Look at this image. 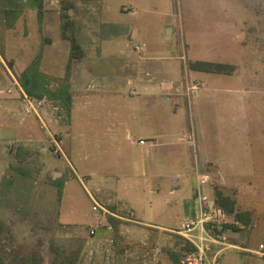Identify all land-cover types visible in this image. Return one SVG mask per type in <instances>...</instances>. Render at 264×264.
Returning <instances> with one entry per match:
<instances>
[{
  "label": "rangeland",
  "instance_id": "374dc122",
  "mask_svg": "<svg viewBox=\"0 0 264 264\" xmlns=\"http://www.w3.org/2000/svg\"><path fill=\"white\" fill-rule=\"evenodd\" d=\"M90 1L94 14L84 10L88 0H63L74 6L69 13L87 51L70 70L72 97V72L83 77L82 96L69 116L45 95L39 117L25 113L14 79L20 83L18 75L41 54V71L56 89L68 72L70 43L61 37L59 13L43 11L39 19L41 0H0V91L14 89L0 94V215L7 226L0 249L8 263L40 253L52 264L56 246L73 264H88L90 256L80 252L90 216L97 214L90 198L96 179L118 183V196L132 203L121 207L123 215L151 223L172 216L180 225V197L191 198L193 190L170 196L157 167L170 160V181L186 191L196 170L197 176L208 172L205 155L208 167L222 168L208 172L212 195L233 198L264 231V0ZM167 26L174 28L171 37ZM198 60L231 64L235 71H194L190 63ZM176 98L186 100L178 110ZM174 135L189 143L186 162L147 153ZM133 167L150 177L137 178L139 188L144 184L140 195L127 191L133 178L124 173ZM53 176L61 178L62 200ZM223 230L235 248L230 261H222L228 252L221 254V264L264 258V247L258 253L250 244L249 226L237 235Z\"/></svg>",
  "mask_w": 264,
  "mask_h": 264
},
{
  "label": "crops",
  "instance_id": "0c3cea01",
  "mask_svg": "<svg viewBox=\"0 0 264 264\" xmlns=\"http://www.w3.org/2000/svg\"><path fill=\"white\" fill-rule=\"evenodd\" d=\"M41 5L43 6V11L56 12L59 14L61 12L62 4L60 0H41ZM93 6H94L93 1L88 0V3L84 5V10L86 11V13L94 14L93 12L95 11L93 9ZM168 27L169 26H167L166 29ZM172 31L174 32L173 27H172ZM81 46L85 51V56L81 59H84L85 57H87V51L84 44L81 43ZM75 61L77 60H74V63ZM98 62L104 63L99 60ZM89 68L91 70L94 69L91 66ZM73 73L74 72H72L71 74V80H72L71 82L73 87V104H74L75 97L82 96L83 91L81 85L83 84V77L80 75L75 76L73 75ZM183 101L180 100L179 98L175 99L174 105L176 110H178V108H181L184 105ZM124 126L126 125L124 124ZM183 129L184 128H181L182 132ZM160 137L163 138L165 136L160 135L158 139H160ZM171 138L164 142L162 141L159 142L160 141L159 140L153 145H150V147L147 148V153L149 154L152 150H157V152H162L166 156L179 155V158L180 156L181 158L185 157V162H186L187 153L188 150L190 149L189 143L185 141L184 138L182 139L179 138L181 139L180 140L181 142H178V140H174L175 135L174 137ZM127 139L132 141L131 133H128ZM31 142L34 143V140H32ZM140 144L145 145L144 140L141 139ZM210 158L211 157L208 155H205L204 157V161H203L204 171L206 170L209 172L210 170L216 172V169L217 171L218 170L220 171L222 168L219 164L217 165V163L214 165H210L208 167V160ZM173 167H175V165L170 163L169 160L167 163L166 162L162 163L160 167H157L158 171L156 174L158 175L157 178L162 179L164 183L167 184L166 187L169 189L168 192L170 196H175L180 193L182 196H185V193L189 192V190L191 189L193 190L191 198L180 197L181 199H183L182 205L185 214V218L183 222H185L187 219L194 216L197 211L198 191H196L195 193V189L198 190V176H197L198 170H196V177L194 176L195 182L191 183V187H189L185 191L183 189V187L185 186H180V185L175 186L174 185L175 183L170 181L174 177L175 170L173 169ZM208 172H204L201 174H210ZM124 176L133 178L129 180V186L127 191L129 193H134L136 191L138 195H140V192L143 191L144 184L142 183L139 188L137 183V178L141 176L143 180L145 178L150 179L149 176H145V172H140L139 169H135L134 167L128 172H125ZM56 179L57 178L53 176V181ZM208 184L209 183L204 184L205 187L203 185V192L206 195L208 193L207 196L215 201L214 199L215 196L212 195L213 193L211 191L212 189L210 190ZM155 190L156 191L161 190L160 186L158 185ZM118 191H120L118 183H114V182L103 183L98 179L95 180V195L93 194V196L99 202L106 205L111 210V212L118 215L119 217L114 219L117 220L118 223V225L115 226L112 222L113 220L112 216H103L102 214H98V213L94 216H90L92 228L97 227L98 222L101 220L104 221V224L103 226L98 228V231L101 229L99 234L97 231L96 236L91 237L89 235L88 239H85V241H83V245L84 244L85 245L82 247L81 249L82 252H80V254L82 253V255L87 254L90 256V262L88 264H179V261L182 257L179 258L178 262H175L174 259L179 256L180 247L184 244L185 240L184 238L177 235L173 231L178 229L183 222L180 225H176L172 223L175 219H173L172 216H167V217H160L156 222L151 223L148 221L139 220L136 217L132 218V215L129 212L127 216L123 215L124 213L121 212V207L124 206L130 209L132 203L130 201H126L125 199L120 198L118 196ZM166 202L170 203L168 200H166ZM176 204H178L177 200H176ZM227 220L230 225L231 224L238 225L237 222L235 221V218L231 215H227ZM106 221H108L107 225L105 224ZM258 223L259 221H257L256 218H254V216H252L251 214V223L249 227L253 229V231L251 232L252 234L250 237V244L252 248L258 251V253H260L259 252L260 251L259 249H261L260 246L264 245V231H262L261 228L259 229ZM59 224L63 226V224L65 223L59 222ZM109 224L111 225L112 229H110V227L108 226ZM238 232L241 231H233L232 233L234 235H237ZM146 244H150L151 249H147ZM220 249H221L220 246L217 245L212 246V250H214L215 252H218V250L220 251V256H219L220 264H221V254L224 252H228V253L224 255L226 257L225 258L223 257L222 261H224V263L225 260L230 261L233 257L231 253H229L231 249L230 248L223 250ZM261 254L264 255V253ZM253 259L255 260L254 264H264L263 263L264 258L262 256H258V254H256V256Z\"/></svg>",
  "mask_w": 264,
  "mask_h": 264
},
{
  "label": "trees",
  "instance_id": "16d2710c",
  "mask_svg": "<svg viewBox=\"0 0 264 264\" xmlns=\"http://www.w3.org/2000/svg\"><path fill=\"white\" fill-rule=\"evenodd\" d=\"M62 10L60 12V18L62 21L61 24V37L64 40L69 41L70 43V55H69V66L68 72L66 76L61 79L59 82V86L52 90L49 88V76L41 71V54L22 72L18 75L20 84L25 92L36 98L42 99L45 95H48L50 99L57 101V103L61 106V108H65L67 114L70 116V112L72 109L73 97L71 93V83H70V70L71 65L74 60L81 59L85 56V51L83 50L81 43L79 41L77 28L75 25V21L70 16V10L74 8L73 4H64L63 0ZM42 5L39 10V19L42 17ZM12 65V64H11ZM190 68L194 71L206 72V73H216V74H231L235 71V67L231 64L218 63V62H208V61H193L190 63ZM61 179V178H60ZM60 179H56L53 182L59 183V200H62L63 196V185ZM215 202L219 209L226 215H231L235 218V221L238 225L235 224H227L225 228L231 227L234 231H239L243 227H248L251 223V213L249 211H240L237 207V202L225 195L223 192L217 191L215 193ZM112 222L115 226L118 225L117 220L112 217ZM7 226L4 220L0 215V242L4 238L6 233ZM53 250H57L55 260L52 264H73V261L70 258H66L62 255V252L59 251L56 246H53ZM195 250V247L190 243L184 242V244L180 247L179 256L174 260L175 262L179 261V258L188 252H192ZM20 264H44V258L40 253H33L19 259ZM0 264H9L8 259L6 258L3 251L0 249Z\"/></svg>",
  "mask_w": 264,
  "mask_h": 264
},
{
  "label": "built area",
  "instance_id": "2783aa9c",
  "mask_svg": "<svg viewBox=\"0 0 264 264\" xmlns=\"http://www.w3.org/2000/svg\"><path fill=\"white\" fill-rule=\"evenodd\" d=\"M135 49L140 50L141 47L136 44ZM15 80V88L18 90L22 101L25 104V113L27 115H37L40 117V110L43 105L42 99H36L28 95L22 88L19 81ZM14 89L1 90L0 94H13ZM212 177L210 174L198 175V194H197V211L194 216L187 219L181 226L173 232L184 238L186 243H190L195 247V250L188 252L182 256L179 264H220V251L212 250L213 245L220 246L221 249L235 248L229 242L227 231H224L226 223H228L227 215L222 212L216 205V202L210 199L203 192V185L209 183ZM202 184V186H201ZM93 202V211L102 214L103 216H119L111 212V210L93 195L90 194ZM104 221L98 222V226L91 228L89 235L94 237L97 235L98 228L103 226ZM112 229L111 225H108ZM147 249H151L150 244H146ZM264 247L263 245L261 246Z\"/></svg>",
  "mask_w": 264,
  "mask_h": 264
},
{
  "label": "water",
  "instance_id": "95a60500",
  "mask_svg": "<svg viewBox=\"0 0 264 264\" xmlns=\"http://www.w3.org/2000/svg\"><path fill=\"white\" fill-rule=\"evenodd\" d=\"M166 34H167L168 37L172 36L173 31H172V27H171V26H169V27L166 29ZM216 171H217V169H216ZM218 171H219V170H218Z\"/></svg>",
  "mask_w": 264,
  "mask_h": 264
}]
</instances>
